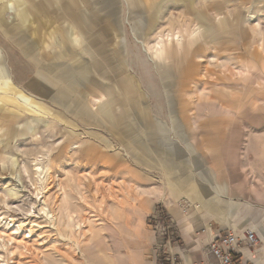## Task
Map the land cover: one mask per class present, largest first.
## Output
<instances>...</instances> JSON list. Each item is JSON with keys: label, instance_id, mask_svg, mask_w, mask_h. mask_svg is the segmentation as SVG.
Instances as JSON below:
<instances>
[{"label": "rangeland", "instance_id": "rangeland-1", "mask_svg": "<svg viewBox=\"0 0 264 264\" xmlns=\"http://www.w3.org/2000/svg\"><path fill=\"white\" fill-rule=\"evenodd\" d=\"M77 1L91 32L111 26L110 47L93 50L95 60H107L103 100L84 93L92 69L59 56L63 29L54 8L44 0H0L2 263H108L94 252L118 247L119 185L130 180L136 197L135 188L156 190L145 224L156 264L166 249L149 226L155 209L169 212L172 204L173 215L190 216L207 199L194 205L183 195L175 202L163 188L168 177L174 186L208 189L218 208L229 206L220 200L239 203L230 226L264 228V0ZM132 29L146 46L136 44ZM177 32L181 40L166 39ZM160 38L169 62L164 51L149 50ZM167 66L173 69L162 79ZM85 106L92 110L88 123L80 119ZM83 143L104 157H87ZM148 174L156 181L143 180ZM175 215L174 252L184 244ZM20 222L16 244L5 233Z\"/></svg>", "mask_w": 264, "mask_h": 264}, {"label": "crops", "instance_id": "crops-1", "mask_svg": "<svg viewBox=\"0 0 264 264\" xmlns=\"http://www.w3.org/2000/svg\"><path fill=\"white\" fill-rule=\"evenodd\" d=\"M13 1L14 0H11L10 3H12ZM44 1L46 2L47 10L52 11V9L54 8L53 11L57 12L56 14H58L61 18L59 24L63 29V33L61 35L62 39L59 42L60 44L56 45L59 48V52H60L59 56H62L60 54H63L64 56L67 57V55L69 54L72 59L77 61V64L80 67H85L88 73H90L92 69L91 79L90 81L87 82L88 83L87 85L85 84L84 93L86 92L87 94H89L91 92L92 94L91 93L90 94L92 97L97 96L99 100H103V98L105 97V93L109 92V86H106L104 84L105 73L106 72L108 73L109 70L107 68L106 69L104 68L106 66L105 63L107 60L105 58H102L100 60L97 59L95 60L94 53L100 48H103L104 46L110 47L109 42H110L111 26L110 25L102 26L101 29L99 28L97 31L91 32V28L89 26H92L93 23L91 22L89 23V25L87 24V20H85V17H88L87 16L88 13L86 10H84L83 6H81L78 3L77 0H44ZM124 1L126 3L128 2V0H124ZM141 1L146 2L148 0H141ZM177 1H184V0H177ZM12 4L14 5V3ZM5 7H7L8 9V4ZM3 11H4V7L1 6L0 16L2 15ZM28 13L29 10H26L25 12H23L22 15L28 18ZM1 30L4 32L2 28ZM64 37L68 38L67 42L63 41ZM50 48L53 47L50 46ZM93 50L95 52H93ZM57 58L59 61L60 57ZM168 68H172V67L167 66L162 71H160L162 79H163L164 71L167 70ZM67 70L71 72L72 68L67 67ZM105 88H107L108 90L106 91ZM39 94L41 95V92ZM85 108H87V110L90 113L87 112L83 114L80 117V119L88 123V121L86 120L88 118H91L90 115H92L91 114L92 110L89 106H85ZM41 109L42 108H39V111H42ZM82 146L84 153L86 151L88 152L91 151L86 149L88 147L87 144L83 143ZM94 147L95 148L92 149V151L88 154L87 157L101 156L100 154L101 151L97 150L96 146ZM113 148L114 146L110 144L109 149H113ZM102 156L104 157V155ZM144 179L147 182L156 181L154 180L155 177L153 178L149 176V174L144 175L143 180ZM132 182L133 180H130V182H125V184L119 185L121 187L120 189L121 192L119 195L121 196V200H122L121 203H123V206L120 209L117 217L119 219L118 222L122 220L123 222L122 226L124 227L119 228L120 234H118L119 236L118 247L115 250L113 249L111 250L106 248V245L103 244L104 246L102 250H100L99 252H94L95 253L94 256H98L103 260H108V263L105 262V264H156L154 259H150L153 255L149 245H151L153 242V236L151 235V233L145 230V224L147 222L148 212L152 210V205H153L152 199L154 195L156 196V190L154 187H152L151 189L141 187L142 190L135 188V191L138 190L141 194V196L139 195L141 197L140 199L139 196L136 197L134 195V191L129 190L133 188ZM162 183L164 189H167L172 195H176L174 199L175 202L176 199L179 200L180 196L183 195L187 196L191 200V202L193 201L192 204L194 205H195L194 202L197 200V198L199 197L200 198L202 197L204 199L207 198L206 199L207 201L204 200L203 202L201 201L198 203L200 205V208L201 206L202 208L196 212H192L191 215L192 214L194 215V217L192 218L191 215L187 216L184 214L183 216H181L180 214L177 215L174 214L175 215L174 218H176L178 227L180 228L182 240L184 243L183 247L175 249V252H177L182 257V259L186 264H191L193 261L201 260L204 254V245L207 243V237H203V236L196 237L194 232L195 228L199 225H204L208 223H215L219 228L230 227L231 224L230 221H234L235 218L234 214L238 210L239 203L235 202L232 199L228 202H225L224 200H220L222 203L229 204V206L223 204L224 206L221 205V207L218 208L214 205L215 202H212L213 200L210 198V191L208 189L198 191L197 189H195L193 184L188 183L187 185L186 184L181 185L179 182L177 183V186L175 185L176 186L175 187L173 182L171 181V178L169 177L167 178L166 182L163 181ZM232 191L233 193H235L234 190ZM169 207H171L170 209L174 211L173 210L174 206L172 204ZM171 210H169V214L171 216H174ZM128 226H130V228H128ZM231 227L236 228L234 224L231 225ZM249 228L254 229L259 237L260 234L264 236L263 227L261 229L260 228L258 229L257 227L254 226L252 227L247 226L244 229H238V230H245ZM109 260H113V262L110 263ZM262 262L264 264V258H260L258 264H262Z\"/></svg>", "mask_w": 264, "mask_h": 264}, {"label": "built area", "instance_id": "built-area-1", "mask_svg": "<svg viewBox=\"0 0 264 264\" xmlns=\"http://www.w3.org/2000/svg\"><path fill=\"white\" fill-rule=\"evenodd\" d=\"M184 212L190 205L186 203ZM149 226L158 240V248L166 249L159 264H186L182 257L172 249L177 244L171 224L173 218L162 210L155 209L149 219ZM196 237H207L201 260L191 264H258L262 240L254 229L238 230L234 227L219 228L213 223L199 225L194 230ZM161 246V247H160Z\"/></svg>", "mask_w": 264, "mask_h": 264}, {"label": "bare ground", "instance_id": "bare-ground-1", "mask_svg": "<svg viewBox=\"0 0 264 264\" xmlns=\"http://www.w3.org/2000/svg\"><path fill=\"white\" fill-rule=\"evenodd\" d=\"M124 1V0H123ZM127 24L131 27V23L129 22V19H128V21H127ZM131 33H132V38L134 39V41L136 42V44H139L141 47L142 46H144V45H146V42L143 40V38H140L138 35H137V32L134 30V29H132L131 30ZM193 34H195V33H193ZM192 37H194V36H192ZM176 39V40H181V34H180V32H177L176 33V35H175V37H171L169 34H167V37H166V39L167 40H172V39ZM164 42H165V40H164V38H160V40H159V42H157L156 43V45L155 46H153V47H151V48H149V50H152V49H155V50H161V51H164L165 50V45L166 44H164ZM169 47H170V45H168ZM0 49H1V46H0ZM189 50V49H188ZM188 50L187 51H184L183 53L184 54H188ZM170 52H171V50H170ZM1 53V52H0ZM170 56H171V54H169V52H165L164 51V55H163V58L165 57L166 58V60H167V62H169V60L171 59L170 58ZM2 56H1V54H0V62H2ZM185 59H183V61H184ZM149 62H151L152 64H154L155 65V67L157 66V62H156V58L154 57V56H152L151 58H150V60H149ZM164 64V63H163ZM162 64V65H163ZM2 66V63H1V65H0V67ZM1 70H3L4 71V68L2 67V69L0 68V71ZM80 148V146H74L72 149L73 150H77V149H79ZM45 168H43V167H41V166H39V167H37L36 168V170H35V173H36V175L40 178V179H42V176H43V174H44V170ZM45 205V204H44ZM42 212H43V214L45 215V217L46 218H48V219H51V220H54V216H53V214L49 211V209H47L45 206H43L42 207ZM23 224H24V222L23 223H19L17 226H15V225H13L12 224V226H10L8 229H6V235L9 237V239L11 240V241H14V242H16V244L18 243V240H17V236H16V234H17V230L19 229H22V227H23ZM26 224V223H25ZM30 224V223H29ZM30 226V225H29ZM32 226V225H31ZM77 228H79L80 226L78 225V226H76ZM23 231V230H22ZM3 234H4V232H3ZM2 234V232H0V239H1V235H3ZM25 242V241H24ZM2 255L0 254V264H3L2 263Z\"/></svg>", "mask_w": 264, "mask_h": 264}]
</instances>
